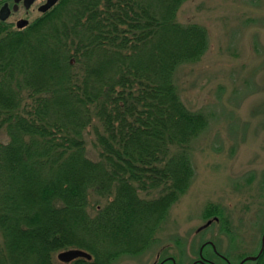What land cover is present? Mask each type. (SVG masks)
Returning <instances> with one entry per match:
<instances>
[{"label": "trees", "instance_id": "trees-1", "mask_svg": "<svg viewBox=\"0 0 264 264\" xmlns=\"http://www.w3.org/2000/svg\"><path fill=\"white\" fill-rule=\"evenodd\" d=\"M183 1L58 0L20 30L0 21V264H108L150 243L206 125L174 82L207 47L175 19ZM73 247L90 260H55Z\"/></svg>", "mask_w": 264, "mask_h": 264}, {"label": "rangeland", "instance_id": "rangeland-1", "mask_svg": "<svg viewBox=\"0 0 264 264\" xmlns=\"http://www.w3.org/2000/svg\"><path fill=\"white\" fill-rule=\"evenodd\" d=\"M42 1L7 17L6 27L14 30L19 16L31 22ZM175 19L197 23L207 35L199 59L173 75L185 107L206 117L188 145L192 177L164 210L150 243L108 264H151L161 250L176 264H190L205 239L235 261L256 254L264 230V0H185ZM86 151L95 158L88 139ZM89 204L92 212L96 204ZM211 207L218 215H207ZM212 216L218 222L197 229Z\"/></svg>", "mask_w": 264, "mask_h": 264}, {"label": "flooded vegetation", "instance_id": "flooded-vegetation-1", "mask_svg": "<svg viewBox=\"0 0 264 264\" xmlns=\"http://www.w3.org/2000/svg\"><path fill=\"white\" fill-rule=\"evenodd\" d=\"M34 1L35 0H31L28 3V2H25L24 0H0V6L3 4L7 5V7L10 10L9 15H8L9 17L10 15L12 14L14 15L15 13L19 12V9H24L23 12L26 13L27 9H29V7ZM43 1L40 2L39 4L43 3ZM25 3L26 4L28 3V4L25 6ZM39 4L37 5V7L39 6ZM13 5H15V10H12ZM37 7H36V10H37ZM20 18L21 17L19 16L16 18V20ZM16 20L14 21V26H15ZM15 29L17 28L15 27ZM20 29H17V30H20ZM259 245H260V240H259ZM165 249H167V247H165ZM258 250H259V247L256 253L258 252ZM245 256H248V255H245ZM245 256H241L238 260L232 261L229 254L223 253L218 250L213 240L205 239L204 241L200 243L198 250H197V255L190 262V264H238L241 261V259ZM171 258L173 259V264H176L174 262V258L171 255L166 254L162 252L161 250L155 253L154 259L151 262V264H172ZM243 262L241 264H243Z\"/></svg>", "mask_w": 264, "mask_h": 264}, {"label": "water", "instance_id": "water-1", "mask_svg": "<svg viewBox=\"0 0 264 264\" xmlns=\"http://www.w3.org/2000/svg\"><path fill=\"white\" fill-rule=\"evenodd\" d=\"M24 1L29 3L31 0H24ZM57 1L58 0H44L43 3L39 4V6L37 7V11L39 13H44L47 10H49ZM27 4L25 3V6ZM12 10H15V5H13ZM9 12H10V10L6 4L1 5L0 6V21H4L8 17ZM27 24H28L27 19L20 18V19L16 20L15 27L17 29H20V28L25 27ZM213 219H216V218H213ZM210 222H211L210 219L206 220L197 229L199 230V229L206 227ZM263 246H264V230L260 236V245H259L258 252L254 255H248V256L243 257L238 264H241L245 260H255L256 256L261 252ZM55 258L57 261H59L61 263H68V262H70L76 258H82L85 260H90L91 255L83 249L73 247V248H66V249H62V250L57 251L55 253ZM171 261L173 264L172 258H171Z\"/></svg>", "mask_w": 264, "mask_h": 264}]
</instances>
